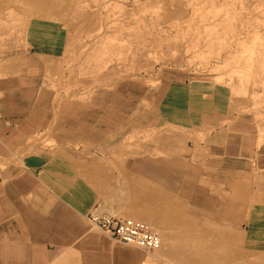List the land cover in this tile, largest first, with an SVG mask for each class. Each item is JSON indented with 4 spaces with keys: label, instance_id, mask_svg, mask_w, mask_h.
<instances>
[{
    "label": "crops",
    "instance_id": "1",
    "mask_svg": "<svg viewBox=\"0 0 264 264\" xmlns=\"http://www.w3.org/2000/svg\"><path fill=\"white\" fill-rule=\"evenodd\" d=\"M68 38L65 23L34 18L27 47L0 64V264H161L90 211L167 233L228 211L229 191L264 165L253 117L234 114L227 87L175 70L153 88L121 81L62 101L45 75ZM256 211L249 232L264 234Z\"/></svg>",
    "mask_w": 264,
    "mask_h": 264
},
{
    "label": "rangeland",
    "instance_id": "2",
    "mask_svg": "<svg viewBox=\"0 0 264 264\" xmlns=\"http://www.w3.org/2000/svg\"><path fill=\"white\" fill-rule=\"evenodd\" d=\"M61 2V10L47 6L34 11L26 0H1L0 32L9 40L0 39V64L27 47L24 33L32 19L58 20L66 24L69 42L64 57L50 61L55 69L45 77L62 101L72 96L84 104L101 88L111 91L121 81L153 88L164 71L175 70L227 87L234 114L251 115L264 144V0ZM239 69L250 74L239 75ZM246 179L232 196L229 191L232 202L226 212H207L208 217L196 213L195 226L181 225L171 233L149 224L162 237L151 253L161 264H208L180 260L162 247L165 237L185 236L195 243L209 236L208 230H217L233 233L254 256L264 255V241L240 238L251 232L246 221L250 212L264 214V165H256ZM170 245L175 247L170 243L168 249Z\"/></svg>",
    "mask_w": 264,
    "mask_h": 264
},
{
    "label": "bare ground",
    "instance_id": "3",
    "mask_svg": "<svg viewBox=\"0 0 264 264\" xmlns=\"http://www.w3.org/2000/svg\"><path fill=\"white\" fill-rule=\"evenodd\" d=\"M27 1L31 3L30 5L33 6L32 9L34 11L37 10V8L40 11L47 6L50 9L49 11L61 10V8L64 7V2H61V0H26V2ZM235 72L242 76L250 74V71H247V69H239ZM250 226L254 228V222H251ZM263 231L264 228L261 232ZM208 234L209 236L199 238L195 243L186 241L184 238L185 236H179L176 240L165 237L162 250L166 249L170 256L179 258L180 260H193L194 262L198 261L208 264H264V255L259 254L254 256V253L246 250L245 242L242 244L241 241L238 242L234 239L233 233L208 230ZM248 235L249 238L252 237L258 241H264V234L259 233H242L240 234L241 240L249 239ZM170 243L174 244L175 247L170 245L172 247L168 249L167 247Z\"/></svg>",
    "mask_w": 264,
    "mask_h": 264
},
{
    "label": "built area",
    "instance_id": "4",
    "mask_svg": "<svg viewBox=\"0 0 264 264\" xmlns=\"http://www.w3.org/2000/svg\"><path fill=\"white\" fill-rule=\"evenodd\" d=\"M88 218L104 233L119 242L135 245L148 252H154L162 244V237L148 223L131 218L117 219L101 214L98 206L93 208Z\"/></svg>",
    "mask_w": 264,
    "mask_h": 264
}]
</instances>
